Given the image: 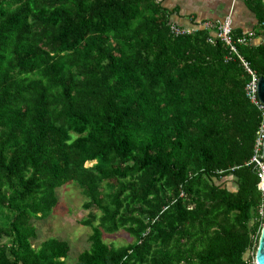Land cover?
Masks as SVG:
<instances>
[{
  "label": "trees",
  "instance_id": "trees-1",
  "mask_svg": "<svg viewBox=\"0 0 264 264\" xmlns=\"http://www.w3.org/2000/svg\"><path fill=\"white\" fill-rule=\"evenodd\" d=\"M172 24L163 0H0V264H65L67 240H31L71 181L93 227L75 264H256L250 74ZM237 49L264 76V42Z\"/></svg>",
  "mask_w": 264,
  "mask_h": 264
},
{
  "label": "rangeland",
  "instance_id": "rangeland-1",
  "mask_svg": "<svg viewBox=\"0 0 264 264\" xmlns=\"http://www.w3.org/2000/svg\"><path fill=\"white\" fill-rule=\"evenodd\" d=\"M92 162L87 165H92ZM230 185L233 184L229 179ZM58 204L50 216L43 220H34L37 227V237L31 240L36 248L49 238L67 240L70 244V252L65 264H75L78 256L85 250L90 249L89 237L93 227L81 224V221L88 216V209L84 208L86 197L76 182H68L57 188ZM104 240L114 246H123L135 241V238L124 230L117 233H104ZM252 253H248L251 255Z\"/></svg>",
  "mask_w": 264,
  "mask_h": 264
},
{
  "label": "crops",
  "instance_id": "crops-1",
  "mask_svg": "<svg viewBox=\"0 0 264 264\" xmlns=\"http://www.w3.org/2000/svg\"><path fill=\"white\" fill-rule=\"evenodd\" d=\"M259 2L264 8V0ZM163 5L169 12L170 21L178 26L191 27L206 20L219 23L230 16L235 35L255 31L256 36L250 42H264L260 11L254 9L248 0H163Z\"/></svg>",
  "mask_w": 264,
  "mask_h": 264
},
{
  "label": "built area",
  "instance_id": "built-area-1",
  "mask_svg": "<svg viewBox=\"0 0 264 264\" xmlns=\"http://www.w3.org/2000/svg\"><path fill=\"white\" fill-rule=\"evenodd\" d=\"M161 2L162 0H156ZM199 28L211 29L215 31L214 36L209 37L210 42H214L216 39L224 42L230 49V55L227 56L226 60H229L232 55H236L240 58L245 69L250 74V80L246 85V95L262 112V121L257 131V140L255 151L256 154L253 157V160L257 162L259 166L258 175L260 177L259 186L264 191V161L262 156L259 154L260 148L263 146L264 141V103L260 100L257 94L258 80L259 76L252 69L248 61L244 59L242 55L238 52L237 43L239 44H248L255 36V31H248L235 35L232 30V18L229 16L225 20L215 23L209 20L199 22L191 27H181L176 24L171 25V31L176 35L191 34L196 32ZM262 159H261V158Z\"/></svg>",
  "mask_w": 264,
  "mask_h": 264
},
{
  "label": "water",
  "instance_id": "water-1",
  "mask_svg": "<svg viewBox=\"0 0 264 264\" xmlns=\"http://www.w3.org/2000/svg\"><path fill=\"white\" fill-rule=\"evenodd\" d=\"M257 94L260 100L264 103V76L259 77ZM262 158L264 159V141L262 146ZM256 264H264V225L258 241V246L255 253Z\"/></svg>",
  "mask_w": 264,
  "mask_h": 264
}]
</instances>
